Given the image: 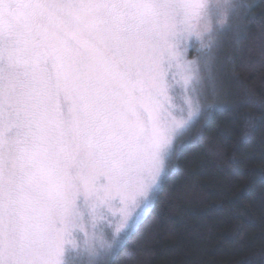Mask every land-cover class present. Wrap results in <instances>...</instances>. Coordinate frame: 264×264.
<instances>
[{
  "label": "snow or ice",
  "instance_id": "1",
  "mask_svg": "<svg viewBox=\"0 0 264 264\" xmlns=\"http://www.w3.org/2000/svg\"><path fill=\"white\" fill-rule=\"evenodd\" d=\"M257 7L0 0V264H107L125 248L175 170L178 136L222 107L204 105L220 37L238 45V21H259L264 46Z\"/></svg>",
  "mask_w": 264,
  "mask_h": 264
},
{
  "label": "trees",
  "instance_id": "2",
  "mask_svg": "<svg viewBox=\"0 0 264 264\" xmlns=\"http://www.w3.org/2000/svg\"><path fill=\"white\" fill-rule=\"evenodd\" d=\"M238 23L241 42L226 33L212 52L206 106L221 109L186 133L151 215L109 264H264V46L259 21ZM249 117L258 124L242 142Z\"/></svg>",
  "mask_w": 264,
  "mask_h": 264
},
{
  "label": "rangeland",
  "instance_id": "3",
  "mask_svg": "<svg viewBox=\"0 0 264 264\" xmlns=\"http://www.w3.org/2000/svg\"><path fill=\"white\" fill-rule=\"evenodd\" d=\"M197 47H198V45H197ZM188 58H189V59H196V58H197L196 53H195V52L190 53V55H189ZM206 99H207V98H206ZM206 99H205V101H204V105H205V106H206ZM177 103H179V101H177ZM197 120H199V118H197L196 116H194L193 119H192V122L189 124V126L186 128V130L183 132V134H181V135L178 136V139H177V141H176L178 145L183 141L184 137L186 136V133L189 131V129L192 127V125H193ZM73 255H74L73 253L69 252L67 258H68L69 260H71V259L73 258ZM113 256H114V255H112L110 258L107 259V264L110 263V261L112 260Z\"/></svg>",
  "mask_w": 264,
  "mask_h": 264
}]
</instances>
